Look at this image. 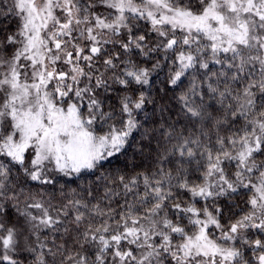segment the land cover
Wrapping results in <instances>:
<instances>
[{"label":"snow or ice","instance_id":"snow-or-ice-1","mask_svg":"<svg viewBox=\"0 0 264 264\" xmlns=\"http://www.w3.org/2000/svg\"><path fill=\"white\" fill-rule=\"evenodd\" d=\"M0 264H264V0H0Z\"/></svg>","mask_w":264,"mask_h":264},{"label":"trees","instance_id":"trees-1","mask_svg":"<svg viewBox=\"0 0 264 264\" xmlns=\"http://www.w3.org/2000/svg\"><path fill=\"white\" fill-rule=\"evenodd\" d=\"M168 69L165 67L162 70H159L157 74H154L153 79L156 81V83L163 87L162 84H160V81H163L166 77V73H167ZM148 111L151 112L152 111V107L149 106L148 107ZM124 162H125V158H121V162H113L111 165H106V168H108L109 170L114 169L115 167H120L123 168L124 167ZM129 165V169H131V166L133 163H135L136 165H138L139 167L137 168V170H140L141 167H149L150 166V162L145 160L143 162V164L141 163V157L140 156H135V158L133 159V154L131 152V150L129 151V155L126 161ZM95 179L94 176L92 175H88L84 178H77V177H66L64 179L59 180L55 187L52 186H48L46 188L40 189L41 191H43L45 193L46 198L47 197H52L53 200L52 202L55 204H60L62 202V195H61V186L63 185V191L65 194H67L71 189H77L78 192H81L82 195H86V193H83V188L87 186L88 182ZM191 179L196 180L197 179V175L193 174L191 176ZM67 181V183H66ZM79 186V187H78ZM33 189L36 190V185H33ZM102 187H100L99 189V193L97 194H102ZM243 197V194H241V197L237 198V202H240L241 198ZM184 198L187 199V194L184 195ZM94 202V201H93ZM115 206V204L113 205ZM198 207L201 205H197Z\"/></svg>","mask_w":264,"mask_h":264}]
</instances>
